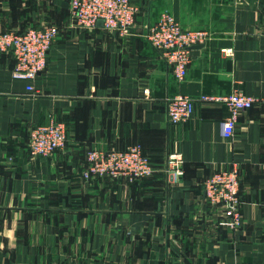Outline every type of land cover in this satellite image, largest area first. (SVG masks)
Segmentation results:
<instances>
[{"label": "crops", "instance_id": "obj_1", "mask_svg": "<svg viewBox=\"0 0 264 264\" xmlns=\"http://www.w3.org/2000/svg\"><path fill=\"white\" fill-rule=\"evenodd\" d=\"M133 3L134 24L110 30L74 25L70 0H0V32L59 28L33 91L13 77L12 52H0V264H264V0ZM166 11L210 32L184 80L145 36ZM236 88L262 100L240 113L231 137L223 101L168 120L170 97ZM52 119L66 124V145L34 155L30 131ZM137 143L149 176H84L89 150ZM172 153L184 160L178 181L165 169ZM233 167L243 213L235 229L205 192L210 174Z\"/></svg>", "mask_w": 264, "mask_h": 264}, {"label": "built area", "instance_id": "obj_2", "mask_svg": "<svg viewBox=\"0 0 264 264\" xmlns=\"http://www.w3.org/2000/svg\"><path fill=\"white\" fill-rule=\"evenodd\" d=\"M70 8L74 25L88 29L97 27L102 19L104 27L110 30H126L134 24L137 13L133 0H70ZM58 35L59 28L54 24L29 27L22 32H0V52H12L15 59L12 75L26 80L29 91L35 90V81L46 69L50 50ZM145 36L154 47L163 51L166 61L180 80L187 76L192 61V48L205 44L211 38L210 32L206 30L184 28L168 11L149 26ZM261 100L262 98L248 95L240 88L222 97L205 94L195 99L182 94L168 98L167 117L174 124L186 122L194 116L197 101H223L228 107V115L221 121V128L224 136L231 137L240 113ZM66 142V124L54 119L46 125L34 126L29 135V146L34 155L50 156L64 147ZM183 162L181 154H169L165 169L172 181H178L184 176ZM152 171L153 164L149 155L144 151L143 145L137 143L124 150H89L84 176L91 178L109 174L114 177L128 175L139 178L149 176ZM240 184V171L236 167L216 170L205 182L208 202L223 210L224 218L220 223L231 229L237 228L243 217Z\"/></svg>", "mask_w": 264, "mask_h": 264}, {"label": "water", "instance_id": "obj_3", "mask_svg": "<svg viewBox=\"0 0 264 264\" xmlns=\"http://www.w3.org/2000/svg\"><path fill=\"white\" fill-rule=\"evenodd\" d=\"M99 23H103V20L101 19V20L99 21Z\"/></svg>", "mask_w": 264, "mask_h": 264}]
</instances>
